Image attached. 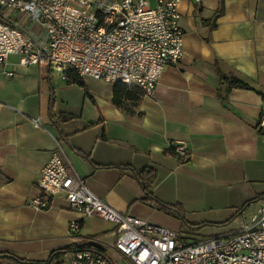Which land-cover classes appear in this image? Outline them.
<instances>
[{"label": "crops", "instance_id": "obj_1", "mask_svg": "<svg viewBox=\"0 0 264 264\" xmlns=\"http://www.w3.org/2000/svg\"><path fill=\"white\" fill-rule=\"evenodd\" d=\"M179 11L183 56L165 67L152 98L91 77L68 84L16 55L0 66V264H56L54 254L72 246L73 221L115 264H128L112 246L113 224L79 216L62 196L32 204L55 152L111 208L177 233L181 220L146 199L133 171L151 170L152 197L181 207L192 225L224 223L264 194V0H182ZM17 22L44 39L39 23ZM175 142L187 143L189 158L169 152Z\"/></svg>", "mask_w": 264, "mask_h": 264}, {"label": "built area", "instance_id": "obj_2", "mask_svg": "<svg viewBox=\"0 0 264 264\" xmlns=\"http://www.w3.org/2000/svg\"><path fill=\"white\" fill-rule=\"evenodd\" d=\"M181 1L0 0V66L16 55L22 66L44 62L61 79L73 70L80 78L135 86L152 98L165 67L183 56ZM20 16L39 23L44 39L24 30L17 22ZM33 124L43 127L38 119ZM258 126L264 129V116ZM172 151L180 159L190 156L185 142H175ZM35 186L41 198L32 204L39 208L62 196L79 216L113 224L112 246L128 264H264V199L244 215L236 231L187 240L108 206L58 152L40 170ZM79 229L78 222L69 224L72 246L54 254L56 264H115L99 239L81 236Z\"/></svg>", "mask_w": 264, "mask_h": 264}, {"label": "trees", "instance_id": "obj_3", "mask_svg": "<svg viewBox=\"0 0 264 264\" xmlns=\"http://www.w3.org/2000/svg\"><path fill=\"white\" fill-rule=\"evenodd\" d=\"M220 13H221V9H219L217 14H220ZM65 76L67 78V83L68 84H73V85H77L79 87H84V83H83L82 79L73 70H67L65 72ZM220 77H221V79L223 81H227V79L225 78L224 75L220 74ZM228 82H229L231 87L246 88V85L242 84L241 82H239L237 80L232 79V80H228ZM117 84L118 83H116L115 85H117ZM124 86L135 88V86H132V85L124 84ZM138 91H139V93L141 95L140 89ZM50 118H51V121H54V118H53L52 114H50ZM258 132L260 134L264 135V133H262L261 130H258ZM169 152L174 154L172 150H169ZM133 176L135 177V179L138 181V183L140 184L141 188L143 189V191H144V193L146 195V199L154 202L155 205L159 209H161V210H163V211H165V212H167L169 214H173V215L177 216L181 220L183 227L186 228V229H199V228L204 227V226H218V227H221V226L228 225V224L234 222L245 211V209L247 207H249L251 204H253V203H255V202H257V201H259V200L264 198V194H262V195L258 196L255 200L247 202L229 220H227L224 223H221V224H197V225H192V224H189V223L186 222L185 217H184V212L181 209V207L175 206V205L172 206V205L163 204V203L157 201L156 199H154L152 197L151 191H152V184L154 182L155 175H154V173L151 170H143L140 173H136V172L133 171Z\"/></svg>", "mask_w": 264, "mask_h": 264}, {"label": "rangeland", "instance_id": "obj_4", "mask_svg": "<svg viewBox=\"0 0 264 264\" xmlns=\"http://www.w3.org/2000/svg\"><path fill=\"white\" fill-rule=\"evenodd\" d=\"M234 224L230 223L225 226H221L220 228L218 226H204L199 229H183L181 230V234L186 236L187 240H206L211 237L215 236H223L228 235L234 231H236L237 228H233Z\"/></svg>", "mask_w": 264, "mask_h": 264}, {"label": "water", "instance_id": "obj_5", "mask_svg": "<svg viewBox=\"0 0 264 264\" xmlns=\"http://www.w3.org/2000/svg\"><path fill=\"white\" fill-rule=\"evenodd\" d=\"M8 257L12 258V259L15 260V261H18L16 258H14V257H12V256H8Z\"/></svg>", "mask_w": 264, "mask_h": 264}]
</instances>
